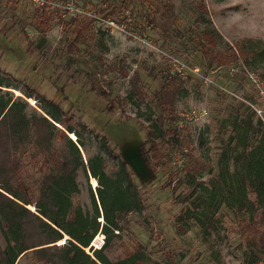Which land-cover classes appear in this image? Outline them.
<instances>
[{
	"label": "rangeland",
	"instance_id": "374dc122",
	"mask_svg": "<svg viewBox=\"0 0 264 264\" xmlns=\"http://www.w3.org/2000/svg\"><path fill=\"white\" fill-rule=\"evenodd\" d=\"M49 1L53 5L0 0V75L19 86L4 90L28 101L29 115L37 104L26 94H42L60 103L73 117V125L81 123L94 132H83L85 147L80 149L88 175L82 167L77 170L80 191L71 198L74 206L92 216L94 197L100 213V229L85 251L93 254L107 245L104 253L110 261L135 257L139 264H264V250L260 252L249 242L234 208L221 206L218 227L208 237L193 223L182 230L177 221L187 207L183 197L190 192L191 182L196 180V187L208 184L219 172L224 152L234 168L232 157L243 149L234 130L235 118H247L252 125L258 119L264 121V0ZM68 3L84 13L66 9ZM201 5L207 8L208 24L197 22L203 14ZM44 13L50 16L47 23ZM91 19L94 22L87 28ZM205 27L220 35L222 46L248 43L249 51H255L247 57L248 63L240 58L228 67L208 68L196 46V36ZM173 58L196 64L215 83H205L197 75L177 74ZM175 75L179 94L173 125L180 135V148L164 145L162 151L172 161L164 169L151 171L141 151L146 139L141 123L147 125L146 117L160 113L158 92ZM94 82L104 83L111 91L115 113L107 110V102L92 88ZM94 134L106 136L121 153L136 185V207L122 212L119 230L108 234L103 231L107 222L100 184L88 164L100 151ZM55 146L65 148L58 141ZM147 149L152 159L153 151ZM104 157L107 174L116 180V160ZM24 163L26 182L37 200L45 170L33 163L30 154ZM196 163L198 171L193 170ZM3 241L0 235L1 245ZM64 243V239L57 242ZM16 264L43 261L29 250Z\"/></svg>",
	"mask_w": 264,
	"mask_h": 264
},
{
	"label": "trees",
	"instance_id": "16d2710c",
	"mask_svg": "<svg viewBox=\"0 0 264 264\" xmlns=\"http://www.w3.org/2000/svg\"><path fill=\"white\" fill-rule=\"evenodd\" d=\"M201 11L203 14L197 22L210 23L206 6L201 5ZM43 16L45 23L50 21L46 13ZM89 22L87 28L94 19ZM196 37V46L212 70L228 67L240 58L248 63L247 57L255 52L249 51L248 43L239 47L229 43L222 46L220 35L209 27L202 29ZM70 46L76 49V46ZM177 78V75L170 76L158 92L160 113L156 117H146L147 125L141 123L146 129L141 151L144 163L151 171L155 167L164 169L168 161H172L170 155H164V145L180 148V135L173 125L177 120ZM4 87L18 89L19 86L15 87L0 75V235L4 239V245L0 244V264H16L18 258L29 250L43 264H139L135 257L110 261L104 253L107 245L94 250L93 254L85 251L100 229V213L94 197L95 213L92 216L84 213L80 206H74L71 198L80 191L76 182L77 170L82 167L88 173L80 149L85 147L83 132L93 134V130L81 123L73 125V117L67 115L61 104L42 94H26L37 104V110L29 115L28 101L15 97ZM92 88L107 102V110L115 113L116 99L104 83L94 82ZM137 92L142 94L139 89ZM141 117L137 115L138 119ZM233 126L238 142L243 144L242 151L232 157L234 168L224 152L220 170L208 184L196 187V180L191 182L190 192L183 197L187 207L177 218L178 226L184 230L193 223L205 236H211L218 227L217 213L226 205L237 211L249 242L261 252L264 250V121L258 119L252 125L249 119L237 117ZM69 134L77 139L73 140ZM93 138L100 141V151L89 158L88 164L91 175L100 184L99 196L107 222L103 231L108 234L114 229L119 230L122 212L136 207V185L126 160L116 147L111 146L107 137L99 138L94 134ZM57 141L65 148L57 149ZM146 147L147 151H153L152 159L147 157ZM29 154L33 163L45 170L37 200L33 199L32 188L24 174V159ZM105 155L117 162L116 180L106 172ZM193 170L198 171L197 163ZM63 239L65 243L58 245L57 242Z\"/></svg>",
	"mask_w": 264,
	"mask_h": 264
},
{
	"label": "built area",
	"instance_id": "2783aa9c",
	"mask_svg": "<svg viewBox=\"0 0 264 264\" xmlns=\"http://www.w3.org/2000/svg\"><path fill=\"white\" fill-rule=\"evenodd\" d=\"M34 2L36 4H38L39 6H48L49 4L53 5V3L50 2L49 0H34ZM64 7L66 9H69L72 11L84 13V11H82V10L80 11V9L78 7H74L70 3H68ZM86 14L93 17V15H91V13H86ZM94 18L100 19L97 16H94ZM100 20H102V19H100ZM105 22L111 23L113 26H115L114 22H109L107 20ZM171 62H172V66L175 67L174 72H176V70H177V74L179 73V74L184 75V76H186L187 74L197 75V76H200L202 78V81H204L205 83H208L210 85L215 83L208 75L203 74L199 67H196V66L192 67V66L188 65L187 63H185V62H183L177 58H173V60Z\"/></svg>",
	"mask_w": 264,
	"mask_h": 264
},
{
	"label": "water",
	"instance_id": "95a60500",
	"mask_svg": "<svg viewBox=\"0 0 264 264\" xmlns=\"http://www.w3.org/2000/svg\"><path fill=\"white\" fill-rule=\"evenodd\" d=\"M58 125V124H57ZM59 126V125H58Z\"/></svg>",
	"mask_w": 264,
	"mask_h": 264
}]
</instances>
